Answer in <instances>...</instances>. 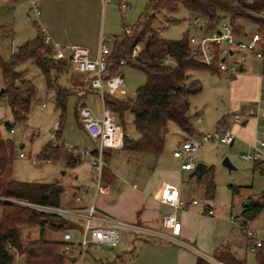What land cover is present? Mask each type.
Listing matches in <instances>:
<instances>
[{
	"label": "rangeland",
	"instance_id": "1",
	"mask_svg": "<svg viewBox=\"0 0 264 264\" xmlns=\"http://www.w3.org/2000/svg\"><path fill=\"white\" fill-rule=\"evenodd\" d=\"M126 1L130 5V10L122 12L117 6L118 2L112 1L95 20L88 22V29L93 34L92 37L97 38L98 43L99 41H104L110 52L114 41L123 37L125 29L133 30L140 16L147 12V7L155 0ZM27 18L29 27L33 28V22H36L35 17L30 14V16L27 15ZM195 18H198V16L188 12L182 6H178L174 11L158 9L154 12L151 28L157 32L160 39L176 41L183 38L186 33L188 35L195 34L194 29L190 27V22ZM200 22L204 23L205 21L200 18ZM16 25L13 24L12 32L6 27H0V58L4 61L9 60L14 44L20 42L18 43L19 45L24 40L25 27L22 26V28L15 29ZM136 46L139 49H137L138 54L136 55L138 57L142 46ZM96 49L91 50L92 56L97 51ZM130 58L131 61L136 59H133L132 52ZM248 70V78L245 76L236 79L223 73H213L210 70L189 73V78L198 80L202 86L201 92L189 100L190 122L197 128L203 129V134L213 133L217 129L221 130L222 128H216L215 126L224 116L227 117L229 123V128H227L232 129L233 116L239 113V107L242 105L248 109L264 108V88L262 89V96L260 98L257 97V93H254V84L249 80L250 77L258 76L260 70L251 67ZM15 72L21 74L22 78L32 85L33 96L26 122L24 124H15L12 127L13 133H10L4 126L5 123H13L10 111L0 121L2 137L12 141L15 146L14 180L25 183H57L65 189L85 181L88 188L94 187L90 178L87 159L82 160L80 165L76 167H68L62 161L36 163V156L47 143L58 146L57 144L54 145L51 134L54 132V125L60 122L61 127L58 129L59 133L56 139L58 143L63 144L65 149L72 147L78 151H94L91 150L94 144L83 132L76 118V111L83 104L93 107L95 102L99 100L97 93L94 91H92L93 94L88 92L87 95L83 92L81 94L77 93L73 87V82L79 80V75L69 69H65L64 72L58 75L51 71L48 83L44 74L32 59L20 63L15 67ZM118 72L123 76L124 90L129 97L133 96L136 89L146 82L145 74L131 65L121 66ZM17 84L19 85V83ZM58 88L73 91L66 98L63 115L55 106V92ZM1 89H3L2 84ZM0 103L2 105L5 104V100L1 97ZM43 106L45 107L43 108ZM61 115L62 119H60ZM198 117L202 118L204 122L201 125L197 124V126L196 119ZM122 121L125 136L129 140H135L138 134L132 126V116L126 113ZM250 126L251 123L247 125V127ZM255 130L258 135L252 144L264 141V136L262 135L264 130L263 118L259 119ZM178 135L177 126L174 123H169L165 133L166 148L163 151V157L167 162L162 161L166 169L171 168L174 170V165L169 164V160L172 155V148L179 141ZM21 146L23 147L22 149H20ZM246 147H242L237 142L232 147L222 145L219 142L201 143L196 154L192 156L191 162L195 166L203 164L213 169L214 198L212 200L206 199L201 188L196 189L195 196L201 200L200 204L204 205V203H207L213 208L214 215L211 217L205 216L207 217V223L205 222L203 226L205 232L203 241L209 247V251L228 246L230 253L234 252L235 256L245 260V264H255L254 255L244 251L247 241L240 227V212L244 208L241 200L257 199L264 193V160H260L261 163L257 165L243 161L241 156H247L250 153ZM261 152L264 156V149ZM19 153L24 154L25 158H18ZM105 156L108 160L107 168L115 176V180L111 183L103 184L107 185L110 197L114 194L116 199H118L124 193L121 199L122 202L130 200L124 190L127 187L126 184H133L141 190L145 183H156L165 177V173L159 167L161 162L156 161V156L154 155L113 150L106 151ZM225 159H228L233 170L229 171L223 166ZM189 174H183V180L180 183V188L184 191H187L190 187H196L195 179H189ZM77 175L79 177L78 180L76 179ZM87 175L89 177L86 178ZM1 203L4 202L0 200V217L2 213ZM63 204L65 206V203ZM81 206H83L82 200L81 203L75 202L70 208ZM231 217H236L235 221L231 220ZM47 220L48 223L43 227L20 226L19 235L21 241L26 243L27 241H35L40 238L50 241L61 239V230L50 228L49 226L60 227L66 225V223L52 217H48ZM257 221L259 226L263 221L264 228V207L260 215H258ZM247 227L252 230L250 229L252 228L251 225ZM134 237L140 239L137 242H132ZM152 239L150 236H132L131 233L121 231L120 242L116 247L113 249L103 247L98 251L87 252L84 255L83 264H164V258H162L161 254H167L168 252H165L166 249L173 256H176L178 251L187 253L170 242H156L157 244L146 242ZM187 244L195 249L196 247L200 249L198 245L195 247L192 243ZM162 247H166V249H161ZM235 249H241V251H237L238 253L236 254ZM200 252L204 254L202 258L209 264H212L209 262L211 260L216 262L213 264H219L208 251ZM15 264L25 263L22 257L17 256ZM64 264H81V261L78 259L75 263H70L66 259Z\"/></svg>",
	"mask_w": 264,
	"mask_h": 264
},
{
	"label": "trees",
	"instance_id": "2",
	"mask_svg": "<svg viewBox=\"0 0 264 264\" xmlns=\"http://www.w3.org/2000/svg\"><path fill=\"white\" fill-rule=\"evenodd\" d=\"M182 6L188 12L204 19L205 31L214 29L218 22L228 19L237 31L238 22L246 23V11L255 8V4L248 5L244 0H155L147 7L133 30L129 34L114 41L109 56L110 65L106 76L115 75L123 61L140 69L146 77L144 85L136 89L134 98L117 99L105 93L103 106L107 108L121 124L124 132L123 117L129 113L132 116V126L138 134L136 140H129L126 136L123 141V151L135 154L158 155L163 151L167 125L174 123L181 131L191 134L190 98L201 92L202 86L198 80H191L189 73L207 70L190 53L188 37L176 41H165L158 37L151 25L154 12L158 9L174 11ZM43 35L37 31L35 37L20 45L9 60L0 58V78L3 92L0 97L11 111L13 124H24L29 113L30 102L33 96L32 85L24 80L21 74L15 72L20 63L32 59L42 71L49 83V75L54 71L57 75L65 71V62L54 60L50 50L43 43ZM136 45H141L139 56L131 61V52ZM264 52V51H263ZM166 61L172 62L167 64ZM261 72L264 74V55L261 61ZM90 78L81 84L89 85ZM19 83V85L17 84ZM73 91L58 88L55 92V106L63 115L66 98ZM84 106V105H82ZM80 106L76 111L82 107ZM62 115L60 119H62ZM227 117H223L217 127L226 125ZM10 132V123L4 124ZM61 122L58 124V129ZM59 131L56 132V137ZM15 159L14 143L4 139L0 133V198L27 201L43 205H60L63 188L59 184H41L18 182L13 179V162ZM38 162H64L68 167H74L79 161L71 154L66 153L63 144L53 146L47 143L36 156ZM257 161L254 164H259ZM113 176L105 170L103 183L108 184ZM207 199L215 194L213 169L208 168L199 180ZM264 193L257 201H249L243 216L249 220L257 217L264 207ZM0 217V264H15L16 257H22L25 264H64L66 257L63 254V245L59 241H50L40 238L23 243L19 235L20 226L43 227L48 223V217H42L28 209L13 203H1ZM67 225L52 227L63 229ZM11 248V249H9ZM219 264H245V260L235 258L227 250H218L214 254ZM255 264H264V245L256 249ZM195 264H209L198 258Z\"/></svg>",
	"mask_w": 264,
	"mask_h": 264
},
{
	"label": "built area",
	"instance_id": "3",
	"mask_svg": "<svg viewBox=\"0 0 264 264\" xmlns=\"http://www.w3.org/2000/svg\"><path fill=\"white\" fill-rule=\"evenodd\" d=\"M16 1H26L30 3L34 13L38 12L39 0ZM103 1L105 4H109L114 0ZM244 2L248 5L255 4V8L246 11L248 16L246 23H237L238 27L242 28L239 31L236 30L237 27L232 26L228 19L219 21L217 26L210 31H205L204 23L200 22L199 17L190 22V27L195 31V34L188 37L190 53L206 69L226 74L232 78L247 75L249 73L248 68L251 66L261 69L260 64L264 55V0H244ZM118 8L120 11L125 12L130 9V5L127 1H120ZM125 33L129 34V30L126 29ZM43 43L50 50L51 57L54 60L65 62L66 69L80 75H89L90 89L96 92L101 99L102 107L99 117L95 115L91 107L86 105L78 111V119L82 128L87 137L97 143L96 149L94 151H78L68 147L65 151L73 155L79 162L87 159L91 169L95 194L106 195L108 192L107 187L103 184V172L107 170L108 160L105 152L122 150L125 133L116 117L103 106V95L108 93L113 96L117 91L123 90V76L120 73L110 77L106 76L110 65L109 56L111 52L104 41L100 42L95 59H91L89 51L83 47L62 46L53 43L49 37H44ZM137 49L138 47L135 46L132 50L133 59L137 58ZM65 52L68 53V56L65 55ZM166 63L170 64L169 61H166ZM124 65L125 63L121 61L120 66ZM260 80L262 88H264V74L262 72H260ZM260 118L264 120V108L248 109L245 106L238 114L233 116V122L240 124L250 119L258 120ZM58 124L54 125V132L51 134L54 145L60 144L56 139ZM10 126V133H13L12 127H14V124L10 123ZM262 135L264 136V130ZM233 141L234 135L229 129H217L213 133L203 134L199 139L192 138L184 141L172 155L175 159L181 160L182 170L190 171L194 168V165L185 161L189 160L198 151L201 143L219 142L222 145H230ZM263 148L264 141L257 142L250 146L251 153L247 156H241V159L250 163L264 160L261 152ZM0 200L28 209L44 218L52 217L64 221L67 226L61 229L60 239L63 245V254L66 259L70 257H74L75 261L79 259L81 264L84 262V255L89 251H98L103 247L110 249L116 247L120 242L121 231L136 235L157 236L170 240L183 248L190 249L191 247L176 239L180 234L181 224L176 219L175 211L182 208L183 203L175 197L173 191L166 192L164 201L174 211L162 218V227L170 232V236L147 230L137 224H128L117 220L100 212L94 205L68 208L5 198H0ZM192 204L195 205L196 201H192ZM204 213L209 216L214 214L209 206L204 207ZM231 220L235 221L234 218H231ZM243 231L245 237L251 242L248 248L249 253L254 255L256 249L264 245V240L261 238L262 233L249 229H243ZM209 262L216 263L212 260Z\"/></svg>",
	"mask_w": 264,
	"mask_h": 264
},
{
	"label": "crops",
	"instance_id": "4",
	"mask_svg": "<svg viewBox=\"0 0 264 264\" xmlns=\"http://www.w3.org/2000/svg\"><path fill=\"white\" fill-rule=\"evenodd\" d=\"M114 1H117L119 3L120 1H126V0H114ZM109 4H105L103 0H39L38 12L34 13L32 11L30 3L26 1L0 0V27L2 28L6 27L11 32L13 31V24L14 25L17 24L15 26V29H18L20 27L22 28V26L25 27V35L23 36L24 40L19 45L18 43L20 42L14 44L13 50L11 52L12 54L15 53L16 49L20 45H22L26 41L33 39L35 35L37 34V31H39L43 35V37H49L53 43H57L62 46H78V47L86 48L89 51L90 58L95 59L98 54L100 41L98 43L97 38L92 37L93 34H91L90 29H88V22H90L91 20H95L96 17H98V15L101 14V12L102 13L104 12L105 8ZM30 14L33 15L36 19L35 20L36 22H33L34 24L33 28L29 27V23H28L27 15L30 16ZM92 49L97 50L96 52L93 53V56L91 55ZM65 55L68 56V53L65 52ZM170 64H172V62H170ZM251 68H254V66H251ZM210 71L213 73H216L215 71H212V70ZM248 74L240 75V76H237L236 78L238 77L241 78L245 76L248 78L249 77ZM78 75H79V80H75L73 82L74 84L73 87L75 91H77V93L79 94H81V92L85 93L86 95L88 92L89 93L91 92L93 94L92 90L88 88V85H85V86L81 85L84 82V80H86V78L89 77V75H80V74ZM236 78H233V79H236ZM249 80L250 82H253L254 84V93H257V97L260 98L262 96L261 93L263 89L261 85L260 74L256 77H250ZM0 87H1V78H0ZM134 96L135 94L131 97L127 96L124 89L121 91H117L113 95V97L117 99L134 98ZM98 99L99 100L95 102L93 107L85 104L86 106H89L93 109L97 117L100 116L101 107H102V102H101L100 97ZM44 107L45 106H43V108ZM244 107H245L244 105L240 106L238 111H240ZM9 111L10 109L6 103L4 105L0 103V121L1 119L4 118L6 113H9ZM10 114H11V111H10ZM76 118L78 119V116ZM250 120H252V122H250ZM250 120L244 121L240 124H235L233 122L232 129L230 128L229 130L234 135V141L232 144L229 145L230 147H232L237 142L242 147L247 146L246 148L251 153L250 146L253 145L252 144L253 140L256 139L258 135L255 128L259 122V119L258 120L250 119ZM219 121L217 122L215 126L216 128H217ZM78 122L82 128V125L79 119H78ZM203 122L204 120H202V118L198 117L196 119V125L197 124L201 125ZM190 123L192 127L191 134H187L181 131L177 127L178 133H179L178 135L179 141L172 148L171 150L172 154L174 151H176L179 148L180 144L183 143L184 141H187L192 138L199 139L203 135V129L197 128L192 122ZM249 123H251V126L247 127ZM228 124L229 123L227 121L226 125L222 128H227V127L229 128ZM168 126L169 124L167 125V128ZM92 142L94 145L91 148V150H95L97 147V143L95 141H92ZM22 148L23 147L21 146L20 149ZM165 148H166V139H165L163 151L165 150ZM163 151L160 154L154 155V156H156V159H155L156 161L161 162L159 167L165 173L164 179L156 183L155 182L151 184L145 183L144 187H142L141 190L133 184H129V183L126 184L127 187H125L124 190L126 191L125 193L130 197L129 201L127 202L121 201L124 193L120 195L118 199H116V196H114V194L112 197H110L111 195L109 193L107 185H105L107 187V192H108L106 195H96L93 187L88 188V186H86V182L84 181V182H81V184L79 185L71 186V188L65 189L62 187L63 193L61 194V197H60L59 206L70 208L72 204H74L75 202L81 203V200H82L83 206L94 205L95 208L99 210L100 212L106 215H109L117 220H120L128 224H137V225H140L146 228L147 230L170 236V232L163 229L162 227V218L165 215L174 211L172 207L164 201V196L166 192L173 191L175 197L183 203V207L175 211L176 219L181 224V231H180L179 236L176 237V239L183 241L186 244L192 243V245H194L195 247L196 245H198L201 250L198 249L197 247L196 249L193 247H190V249H187V248H183L177 245L180 249L184 250L187 253H184V252L182 253L178 251L177 255L173 256L171 252L167 251L166 247H162L161 249H166L165 252H168L167 254H164V253L161 254L162 258H164L163 263L164 264H195L198 258H202V256H204V254H202L200 251H203V252L208 251V253H211V255L213 256L218 250H227L228 252H230L228 246H225V247L222 246L217 249L215 248L213 251L210 250L211 252L209 251V247L203 241V237L205 233L203 230V226L205 225V222L207 221L206 219L207 217L205 216H209L204 213V207L205 206H209L210 208L212 207L207 203H204V205H202V203L200 204L201 200L195 197L196 189L201 188L203 190V196L206 198L204 188L200 184L199 181H196V179L192 177L193 179H195L196 187H190V189H188L187 191L182 190L180 188V183L183 180L182 178L183 174L190 173L188 177L189 179H192L190 175L192 171L194 170V168L190 171L182 170L181 160L175 159L173 155L170 154L171 156H170L169 164L174 165V170L171 168L166 169L164 167L165 165L163 162L164 161L167 162V161L163 157ZM18 158L24 159L25 155L22 153H19ZM191 158L185 162L192 163ZM36 163H38L37 160H36ZM43 163H46V162H40V164H43ZM80 163L81 162L76 164L74 167L80 165ZM207 169L208 167H206V170ZM89 171H90V178H91L90 166H89ZM107 171L113 176V178L109 181V183H111L115 180V176L111 173V171L108 168H107ZM87 177H89V175H87L86 178ZM78 178L79 177L77 175L76 179L78 180ZM259 198L252 199V200L250 199L248 201H244L243 199L241 200V204H243L242 206L244 208L240 212V218H241L240 227L242 228V231H243V229H249V227L247 226L251 225L252 228L250 229L261 232L262 233L261 238L264 240V228L262 224L263 221L261 223L262 227H260L261 225L259 226L257 224L258 216L251 220L243 216V212L245 208L248 206L249 201L254 202V201H257ZM212 199H208V200H212ZM192 201H196V204L195 205L192 204ZM63 203H65V206ZM245 203H248L247 206H245ZM201 205L202 207L200 208ZM231 218H234V217H231ZM131 235L138 236L136 234H131ZM150 237L153 239L150 241H146V242H152V244H157L158 242L164 241V242H168V243L170 242L176 245L172 241L163 239L161 237L152 236V235ZM138 239L134 237L132 242H135V241L137 242ZM53 241L60 242V239L53 240ZM246 241L247 242H246L244 251L249 252L248 248L250 247L251 242H249L250 240H248L247 238H246ZM235 250H236V254L241 251V249H235ZM231 254L235 258L241 260L239 256L238 257L235 256L234 252H232ZM68 261L70 263L76 262L74 260V257H70Z\"/></svg>",
	"mask_w": 264,
	"mask_h": 264
},
{
	"label": "water",
	"instance_id": "5",
	"mask_svg": "<svg viewBox=\"0 0 264 264\" xmlns=\"http://www.w3.org/2000/svg\"><path fill=\"white\" fill-rule=\"evenodd\" d=\"M3 92V89L0 90V93ZM245 124V123H244ZM223 166L226 167L229 171L233 170L232 165L230 164V162L228 161V159H225L223 161ZM206 170V166L203 164H197L194 167V170L192 171L190 177H194L196 179V181H199L200 177L202 176V174L205 172ZM248 203H245V206H247Z\"/></svg>",
	"mask_w": 264,
	"mask_h": 264
}]
</instances>
